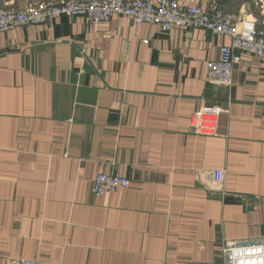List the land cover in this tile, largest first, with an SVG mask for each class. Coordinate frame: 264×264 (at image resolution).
Listing matches in <instances>:
<instances>
[{"label":"crops","instance_id":"0c3cea01","mask_svg":"<svg viewBox=\"0 0 264 264\" xmlns=\"http://www.w3.org/2000/svg\"><path fill=\"white\" fill-rule=\"evenodd\" d=\"M216 1L264 29V0ZM229 44L123 16L1 32L0 264H223V240L261 238L264 64L243 53L229 87L209 84ZM202 107L220 110L214 135L190 130ZM98 173L129 187L96 197Z\"/></svg>","mask_w":264,"mask_h":264},{"label":"built area","instance_id":"2783aa9c","mask_svg":"<svg viewBox=\"0 0 264 264\" xmlns=\"http://www.w3.org/2000/svg\"><path fill=\"white\" fill-rule=\"evenodd\" d=\"M83 17L95 26L106 24L115 16L131 19L135 24H149L167 32L173 27L204 29L214 35H225L230 44L220 48L216 61L206 64L209 84L229 87L234 65L240 55H252L264 64V29L255 19H234L225 13L218 1L204 5H183L180 0H56L28 4L19 9L0 7V33L27 24L41 25L50 18ZM220 110L202 107L190 117L194 133L214 135ZM216 183L222 180L215 173ZM129 180L122 175L98 173L93 178L92 193L101 197L118 188H128ZM223 264H264V231L259 239L223 240L220 244ZM15 264H40L36 259L19 258Z\"/></svg>","mask_w":264,"mask_h":264}]
</instances>
